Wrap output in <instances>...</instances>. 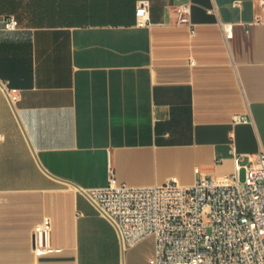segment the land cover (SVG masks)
Masks as SVG:
<instances>
[{
	"label": "crops",
	"instance_id": "0c3cea01",
	"mask_svg": "<svg viewBox=\"0 0 264 264\" xmlns=\"http://www.w3.org/2000/svg\"><path fill=\"white\" fill-rule=\"evenodd\" d=\"M139 1L0 0V264H150L154 247H122L82 190L110 171L130 186H190L264 152V9L147 0L137 26ZM183 3L190 24L175 22ZM45 215L58 250L35 255Z\"/></svg>",
	"mask_w": 264,
	"mask_h": 264
},
{
	"label": "built area",
	"instance_id": "2783aa9c",
	"mask_svg": "<svg viewBox=\"0 0 264 264\" xmlns=\"http://www.w3.org/2000/svg\"><path fill=\"white\" fill-rule=\"evenodd\" d=\"M256 1L264 9V0ZM174 13L176 23L190 24L189 4L177 5ZM148 19V1L141 0L135 23L145 26ZM17 26L16 18L3 19L5 29ZM224 31L230 36L229 24ZM247 121L244 115L232 116L233 123ZM233 162L232 173L200 175L190 186L174 176L158 185L130 186L110 171L106 185L82 191L115 225L122 247L154 237L150 264H264V152L244 166L237 156ZM31 242L35 255L58 250L51 242L48 216L34 226Z\"/></svg>",
	"mask_w": 264,
	"mask_h": 264
},
{
	"label": "rangeland",
	"instance_id": "374dc122",
	"mask_svg": "<svg viewBox=\"0 0 264 264\" xmlns=\"http://www.w3.org/2000/svg\"><path fill=\"white\" fill-rule=\"evenodd\" d=\"M240 178H242V176H240ZM137 244H139L136 249L137 255H148L154 247V237L147 236Z\"/></svg>",
	"mask_w": 264,
	"mask_h": 264
},
{
	"label": "water",
	"instance_id": "95a60500",
	"mask_svg": "<svg viewBox=\"0 0 264 264\" xmlns=\"http://www.w3.org/2000/svg\"><path fill=\"white\" fill-rule=\"evenodd\" d=\"M2 85V83H0Z\"/></svg>",
	"mask_w": 264,
	"mask_h": 264
}]
</instances>
